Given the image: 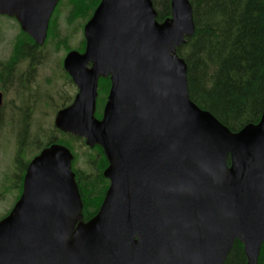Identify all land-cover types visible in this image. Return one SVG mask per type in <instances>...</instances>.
I'll return each mask as SVG.
<instances>
[{
    "label": "water",
    "instance_id": "water-1",
    "mask_svg": "<svg viewBox=\"0 0 264 264\" xmlns=\"http://www.w3.org/2000/svg\"><path fill=\"white\" fill-rule=\"evenodd\" d=\"M58 2L0 0V16L42 46ZM170 10L158 23L151 0H100L83 28L84 52L63 60L77 94L54 126L102 149L108 189L83 223L72 154L44 149L0 221V264H223L235 241L257 264L264 109L257 124L231 133L190 101L176 49L194 34L192 10L187 0H171ZM100 77L110 87L97 119Z\"/></svg>",
    "mask_w": 264,
    "mask_h": 264
},
{
    "label": "trees",
    "instance_id": "trees-1",
    "mask_svg": "<svg viewBox=\"0 0 264 264\" xmlns=\"http://www.w3.org/2000/svg\"><path fill=\"white\" fill-rule=\"evenodd\" d=\"M187 1L192 10L194 34L176 49V54L186 65L190 101L200 110L210 113L231 133L239 132L246 125L257 124L264 109V0ZM63 2L68 8L65 25L71 27L77 22L82 29L100 0H60L49 20L42 46L20 31L9 59L0 63L1 90L11 84L21 86L32 83V76L43 63L42 53L47 46L52 48V54L61 51L67 53L73 49L83 52V39L78 47H70L68 37L60 30L59 16ZM151 2L158 23L170 18V0ZM109 87L108 78L99 79L94 114L97 119L100 118ZM66 106L64 103L59 109ZM60 134L61 138L58 139L50 135L46 146L57 143L71 151L72 170L83 204L82 222H87L97 214L108 188V181L102 175L107 161L99 146L87 148L86 164L91 173L76 169L78 156L73 153L74 138ZM20 162L18 160L15 165H20ZM263 254L264 243L257 264H262ZM223 264H246L239 242H234Z\"/></svg>",
    "mask_w": 264,
    "mask_h": 264
},
{
    "label": "rangeland",
    "instance_id": "rangeland-1",
    "mask_svg": "<svg viewBox=\"0 0 264 264\" xmlns=\"http://www.w3.org/2000/svg\"><path fill=\"white\" fill-rule=\"evenodd\" d=\"M60 10V30L64 36L68 37V45L76 48L83 39L82 31L85 25L83 24L82 29L77 22L71 27L65 25L64 19L68 12L65 2ZM20 31L15 19L0 16V63L9 59ZM51 52L52 48L47 46L42 53L43 63L34 77L32 76L31 86L23 90L21 88L2 90L4 107L0 112V220L13 209L17 195L12 191L16 173L14 164L16 163L19 130H23L26 125L25 138H28L26 140L28 145L23 148L22 159L29 162L40 151L50 135L56 139L61 138L60 132L54 127V118L61 105L71 104L76 94L75 86L65 76L62 65L59 64L65 52L61 51L58 54ZM14 116L17 117L14 118ZM21 116L26 117V123L20 122L18 117ZM74 139H72L73 153L78 156L75 168L91 173L86 164L87 147L80 138L79 140Z\"/></svg>",
    "mask_w": 264,
    "mask_h": 264
},
{
    "label": "flooded vegetation",
    "instance_id": "flooded-vegetation-1",
    "mask_svg": "<svg viewBox=\"0 0 264 264\" xmlns=\"http://www.w3.org/2000/svg\"><path fill=\"white\" fill-rule=\"evenodd\" d=\"M80 53H83V52H80ZM28 86H31V83H28L27 82V83L21 84V86L19 84H11V85H8V88L7 89H12V88L18 89L19 87H22V90H23V89H27ZM3 91H4V89H3ZM3 91L0 89V93L2 94V100H3V104H1V106H0V112L3 109V107H4V92ZM97 96H98V93H97ZM106 100H107V96L105 98V101H104V104H103V107H102V110H101V114H102V111L104 109ZM96 103H97V98H96ZM96 109H97V105H96ZM15 117H17V116H14V118ZM100 118H101V115H100ZM18 119L20 120V122L26 123V117L21 116V117H18ZM25 128H26V125H25ZM25 128L23 130L21 129V131L19 130V132L17 134V156H16V158H17V161L20 160L21 162H20V165H15L14 164L15 169H16V173H15V177H14V185H13V188L14 189H13L12 192H16V194H17L16 195V198H15V204L20 199V196H21V193H22L23 180H24V176H25V173H26L28 164L30 163V161L36 155H39L40 152L47 147L46 146L47 145L46 143L43 144V146L41 147L40 151L29 162L28 161L25 162L22 159V157L24 156V154H23V148L28 145V143L26 141V140H28V138L27 137L25 138V136H26ZM18 135H19V137H18ZM47 141L48 140H46V142ZM11 190H12V188H11Z\"/></svg>",
    "mask_w": 264,
    "mask_h": 264
}]
</instances>
